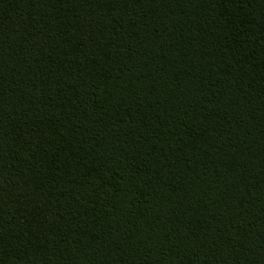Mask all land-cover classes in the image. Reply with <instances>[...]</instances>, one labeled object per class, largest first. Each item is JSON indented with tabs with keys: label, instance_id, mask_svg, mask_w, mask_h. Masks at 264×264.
I'll use <instances>...</instances> for the list:
<instances>
[{
	"label": "trees",
	"instance_id": "obj_1",
	"mask_svg": "<svg viewBox=\"0 0 264 264\" xmlns=\"http://www.w3.org/2000/svg\"><path fill=\"white\" fill-rule=\"evenodd\" d=\"M0 264H264V0H0Z\"/></svg>",
	"mask_w": 264,
	"mask_h": 264
}]
</instances>
